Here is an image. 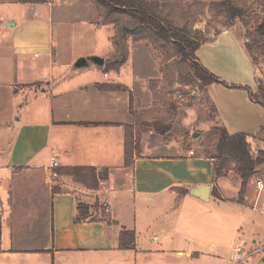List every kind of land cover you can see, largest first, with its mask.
<instances>
[{
    "label": "crops",
    "instance_id": "crops-1",
    "mask_svg": "<svg viewBox=\"0 0 264 264\" xmlns=\"http://www.w3.org/2000/svg\"><path fill=\"white\" fill-rule=\"evenodd\" d=\"M60 17L55 0H0V264H229L235 249L245 247L235 244L234 231L250 222L251 208L264 212V181L260 189L252 177L239 201L238 174L216 179L213 159L193 149L138 153L126 165L127 126L134 124L141 95L152 98L149 81L156 70L149 63L156 51L148 41H129L127 62L106 71L118 56L114 26L89 21L94 29L111 26L109 44L69 54L68 44H60L65 36L59 41L55 34ZM237 26L239 37L232 34ZM241 28L236 23L209 33L197 52L206 68L221 78L228 72L238 85L252 81L255 66ZM90 56L104 65L89 61L75 68L78 58ZM241 64L246 75L237 81ZM207 94L231 134L262 133L264 107L245 90L215 83ZM254 140L252 148L260 150L256 141L264 139ZM63 167L108 170V178L96 190L67 178L70 188L55 193V171ZM196 186H211L207 201L191 195ZM78 194L105 215L97 211L77 221ZM123 231L134 233L135 246H121Z\"/></svg>",
    "mask_w": 264,
    "mask_h": 264
},
{
    "label": "rangeland",
    "instance_id": "rangeland-1",
    "mask_svg": "<svg viewBox=\"0 0 264 264\" xmlns=\"http://www.w3.org/2000/svg\"><path fill=\"white\" fill-rule=\"evenodd\" d=\"M243 1L247 3V13L244 17L245 24H243L244 28H241L243 30L241 34H243L246 43L254 44L253 50L249 53L255 66L250 71V74L252 73V81L241 83V85L257 91L259 78L264 81V37L257 31L258 25L264 19L263 0ZM49 2H54V0H45L43 3ZM203 2L210 4V0ZM189 3L191 4L192 2L190 1ZM194 4L193 11L199 12L202 10L200 6ZM55 8L56 12L61 16L60 20L56 22L55 34L58 40L65 36V39L60 44L61 46H63V42L68 44L69 54L72 53L71 51L77 53L82 49L88 50L95 42L101 46L104 43L109 44V36L112 33L111 26L94 29V26L89 24V21H95L98 25L102 17L105 16L104 9L100 8L94 0H55ZM177 16L180 17V15ZM196 18L195 27L200 29L198 26L203 24L201 26L204 29L201 30L207 32V37H209V33H219L224 27H231L226 17L212 15L209 7H207L205 14H197ZM127 21H129V18L121 17V21L116 24V27ZM116 27L114 26V29ZM232 32L235 37L240 36L238 26ZM129 41H133L132 37L128 40V47ZM144 41L147 42L148 40ZM256 41L261 42L256 44ZM149 43L154 48L153 44ZM73 45L74 49L72 48ZM154 50L156 51L154 55L157 62L152 58L149 63L150 70H156L153 74L154 78L149 81L152 98H148L145 94L141 95V106L135 110L134 124L130 125L136 148L135 155L138 153L141 155H178L181 152L192 149L198 155L211 156L216 154L217 140L213 141L211 134L214 133V127L219 125L218 115L205 87H202L193 78V71L187 68L186 65H182L180 68L166 67V54L155 48ZM229 54L231 56L234 55V51H230ZM229 54L225 53V56L229 57ZM236 57L238 59L239 55L236 54ZM244 62L240 58L239 63L244 64ZM242 64L240 67H242ZM244 69L242 67L240 74H236L238 77L237 81L245 78ZM163 70H166V72L164 71V73ZM225 73L226 76L222 79L230 84H235L230 82L233 76L229 77L228 72ZM191 78L194 79V83L191 85L184 84ZM241 90H245L249 94L247 89ZM157 121L169 127V130L164 134H159L157 128H155ZM249 138H251V142L254 138L264 139V131L250 135ZM256 142L258 148L264 150V142ZM253 150L255 155H257L258 151L256 149ZM258 171L252 177L264 181V166L259 167ZM55 173V184L61 189L70 188L69 183L65 182L64 179L72 178L75 182L72 176L64 174V172L55 171ZM3 189H5V185L0 184V191H3ZM78 200L90 207L86 213L93 217L96 216L97 211L105 215V212H101L95 203L85 200L81 197V194H78ZM262 203L263 201H261ZM249 212L252 218H249L250 222L246 224L244 230L239 232L236 229L234 231L237 232L235 244L245 243V247H251L250 250H252L246 254V258L240 264H259L260 258L264 255V248L257 250L255 248L264 246V212L260 210L253 211L252 208ZM99 213L97 212L98 215ZM224 261L226 262L227 260Z\"/></svg>",
    "mask_w": 264,
    "mask_h": 264
},
{
    "label": "trees",
    "instance_id": "trees-1",
    "mask_svg": "<svg viewBox=\"0 0 264 264\" xmlns=\"http://www.w3.org/2000/svg\"><path fill=\"white\" fill-rule=\"evenodd\" d=\"M21 2L43 3L45 0H19ZM100 8L104 9L105 16L100 24H116L121 21V17L129 18V21L117 26L113 37V44L116 46L118 56L109 61L105 67L106 71L120 69L128 60L129 47L128 40L133 41L148 40L154 48L166 54V67L173 66L180 68L186 65L193 71V78L202 87L207 88L215 83L223 84L229 88L247 89L252 100L264 107V81L259 78L258 90L253 91L249 87L238 84H230L220 76L206 68L198 58V49L209 41L207 32L195 27L196 15H203L207 7L212 15L224 16L229 20L230 26L244 22L247 13V3L243 0H210V4L205 0H94ZM192 2L191 4L189 2ZM194 5L200 6L199 12L193 11ZM264 13V0H263ZM177 15H180L178 17ZM123 21V20H122ZM258 33L264 37V19L257 27ZM261 41H256L258 44ZM254 44L246 43L248 52L253 50ZM166 70H163V72ZM164 72V73H165ZM191 78L185 82L186 85L194 83ZM193 81V82H192ZM101 89H122V85H98ZM152 90V88H151ZM216 110V108H215ZM217 112V110H216ZM219 125L214 127L211 134L213 141L217 140V152L210 157L214 159V175L216 179L227 177L230 171H234L242 179V190L239 201L244 200L245 189L250 177L257 174L259 167L264 166V150H257L255 155L250 142V136L246 133L231 134L226 127L218 120ZM132 127L127 126L125 139V164L132 165L135 158V143L133 140ZM155 128L159 134H164L169 130L160 121L155 123ZM264 131V127L262 132ZM208 156V155H207ZM56 171L70 175L76 182L82 183L90 190H96L102 179L108 178V170L98 171L94 167H63ZM261 180V179H259ZM54 192H60L61 187L55 185ZM187 193L188 189H182ZM77 221H84L94 218L86 213L89 206L79 202L77 204ZM86 205V206H85ZM86 213V214H82ZM1 219H0V239H1ZM134 233L123 231L121 234V246L129 248L135 246Z\"/></svg>",
    "mask_w": 264,
    "mask_h": 264
},
{
    "label": "water",
    "instance_id": "water-1",
    "mask_svg": "<svg viewBox=\"0 0 264 264\" xmlns=\"http://www.w3.org/2000/svg\"><path fill=\"white\" fill-rule=\"evenodd\" d=\"M89 61H92L96 65H104V59L99 56H90V57H80L75 62V68H83L89 65ZM211 186H196L190 190L191 195L201 198L204 201H207L210 196ZM259 264H264V255L260 258Z\"/></svg>",
    "mask_w": 264,
    "mask_h": 264
},
{
    "label": "built area",
    "instance_id": "built-area-1",
    "mask_svg": "<svg viewBox=\"0 0 264 264\" xmlns=\"http://www.w3.org/2000/svg\"><path fill=\"white\" fill-rule=\"evenodd\" d=\"M108 74H106V76H107ZM191 153H193L192 151H191ZM213 161H214V159H213ZM58 164H59V162H58V159L56 158V157H54L53 159H52V166L53 167H55V166H58ZM257 185H258V187H260V189L263 187V182L262 181H257ZM244 246L243 245H241V246H239V247H237L236 249H235V255L232 257V259L230 260V263L229 264H240L241 263V261L244 259V258H246V254H248L245 250H244Z\"/></svg>",
    "mask_w": 264,
    "mask_h": 264
}]
</instances>
